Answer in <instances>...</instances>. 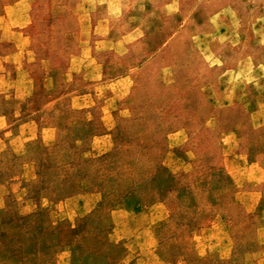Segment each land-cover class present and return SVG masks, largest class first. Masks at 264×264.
<instances>
[{"label": "rangeland", "instance_id": "rangeland-1", "mask_svg": "<svg viewBox=\"0 0 264 264\" xmlns=\"http://www.w3.org/2000/svg\"><path fill=\"white\" fill-rule=\"evenodd\" d=\"M101 1L0 0V264H111L11 208L107 222L112 264H264V175L237 170H264V0ZM151 130L155 171L138 140ZM138 158L152 191L97 210V189L62 198L42 175L43 161L61 177L86 160L124 180ZM243 191L260 194L254 211Z\"/></svg>", "mask_w": 264, "mask_h": 264}, {"label": "trees", "instance_id": "trees-1", "mask_svg": "<svg viewBox=\"0 0 264 264\" xmlns=\"http://www.w3.org/2000/svg\"><path fill=\"white\" fill-rule=\"evenodd\" d=\"M148 130V129H147ZM120 129L117 130V136L123 137ZM153 131H147L145 136H139V143L141 146L149 145L155 153H153V157L151 159V168L152 171L157 170L161 167V157L163 152V144L160 141V136L153 135ZM119 146H116V149ZM117 155H122V158H126L128 155V151L126 149L117 150ZM86 160L82 162H78L75 167V171L70 173H65L61 177L56 174V171L49 167L48 163L45 165L43 161V172L44 178L47 181H52L55 183L58 182V187L52 190L51 194L59 195L63 197H71L81 193V190L90 191L96 190L100 192L101 199L99 200L97 207L95 210L99 209L101 206H112L116 203H119L128 193L131 192L132 189H146V193L152 191L151 182L148 175H145L144 165L145 161L142 158H138L136 160V166L134 167L133 173L129 175L128 179L117 178V174L113 176H103L99 173L97 168L94 165L85 163ZM90 162V161H89ZM85 186V187H83ZM31 191L36 193L37 187L32 185L30 187ZM10 212L14 213L15 217L20 221L22 227L24 226H32L33 228H37L40 224H44L46 229H50L54 231V233L59 234L64 239H73L76 237L78 243L81 246H88L91 249H104V256L109 257L110 263L114 262V258H116L117 250H120L122 247L118 244H112L108 239V234L110 232V226L106 223H97L95 226H90L87 223L89 217L87 215L80 217L79 222H77L74 226L69 225L66 222H56L51 223L46 221H41V218L37 217L35 214L24 215L18 213L14 208L9 209ZM243 218V216H242ZM165 230L164 225H162L159 229L160 233H164ZM183 231V232H182ZM181 234H183L184 238V230H182ZM3 231H0V236H3ZM79 246V245H78ZM80 247V246H79ZM112 248L113 251H112ZM181 249L187 250L188 244L186 240H181ZM113 254H112V253ZM5 250L0 251V256L4 255Z\"/></svg>", "mask_w": 264, "mask_h": 264}, {"label": "crops", "instance_id": "crops-1", "mask_svg": "<svg viewBox=\"0 0 264 264\" xmlns=\"http://www.w3.org/2000/svg\"><path fill=\"white\" fill-rule=\"evenodd\" d=\"M82 2H83V5H84L85 8L87 7V9L93 11V10H96L98 8V6H100L102 4L103 1H101V0H82ZM100 19L103 20L102 18H100ZM219 60L220 59H218V61ZM220 63H221V60H220ZM216 64H219V62H216ZM225 69H226L225 71L228 72V74H231V76H233L235 74L237 75V72L242 70V68H239V67L238 68L237 67L236 68L227 67ZM231 91H232L231 94L233 95V97H236V98L239 97V93L237 91H233L232 88H231ZM242 94H243V92H242ZM242 100H244V99H242ZM246 101L249 103L250 99L247 98ZM250 110L251 111H259L260 107H258V108L255 107V108H252ZM261 162H263V160L260 161L257 158H255L253 160H249V158H248L247 161L243 160L241 162V164H239V165H242V166H239V168H237L238 174L243 173V172L240 171V169H241V170H248L249 174H252V175H254V174L255 175H259V176L260 175H264V170L260 166ZM253 193H257L258 194V192L243 191L242 192V199L243 200L239 201V202H241L243 204H246L249 207V209H248L249 211H254L257 208L259 200H260V194H258L256 197H254ZM141 260H143V257L141 258ZM143 263H141V264H143Z\"/></svg>", "mask_w": 264, "mask_h": 264}]
</instances>
